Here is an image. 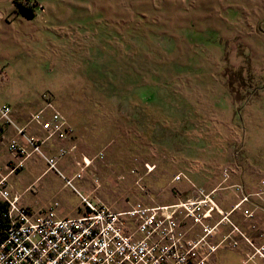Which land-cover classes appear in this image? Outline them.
<instances>
[{
  "label": "rangeland",
  "instance_id": "374dc122",
  "mask_svg": "<svg viewBox=\"0 0 264 264\" xmlns=\"http://www.w3.org/2000/svg\"><path fill=\"white\" fill-rule=\"evenodd\" d=\"M224 2L214 0L209 8L197 0L203 14L191 18L178 11L186 9L188 0L166 6L163 0H91L90 8L79 7L66 19L74 26L80 21L77 13L88 12L84 27L89 38L80 46L71 37L26 30L16 21L14 29L24 34L20 45L12 43L11 27L3 28L0 104H9L12 113L24 108L32 114L44 107V95L50 96L74 127L77 143L75 151L57 160V169L34 153L23 170L8 176V190L36 211L57 201V212L74 217L84 210L82 196L112 210L130 209L140 201L153 206L190 197L188 180L174 181L181 172L208 192L222 180L215 195L222 207L229 198H240L232 184L240 180L233 171L238 175L241 166L246 178L262 187L264 32L247 34L231 26L221 14ZM6 136L8 142V132ZM55 140L47 143L53 145L52 153L41 145L46 155H57ZM6 146H0V166L8 172ZM220 149L227 160L211 157ZM232 154L239 161L229 159ZM83 156L93 161L74 180V189L65 178L81 171L77 162ZM145 163L154 169L148 171ZM226 168L229 179L223 174ZM247 221L240 225L243 231ZM248 225L254 234L245 233L261 244V224ZM225 229L227 233L231 226L220 225L217 231ZM243 250L254 252L245 240L238 250L225 242L210 264H242ZM253 260L247 264H255Z\"/></svg>",
  "mask_w": 264,
  "mask_h": 264
},
{
  "label": "built area",
  "instance_id": "2783aa9c",
  "mask_svg": "<svg viewBox=\"0 0 264 264\" xmlns=\"http://www.w3.org/2000/svg\"><path fill=\"white\" fill-rule=\"evenodd\" d=\"M44 101V108L34 113L31 120L46 132L47 139H73L74 127L52 98L44 95ZM11 113L9 104H0V134L7 126H13L24 142L14 139L8 143L15 159L6 163V173L0 166V197L7 203V222L3 226L0 220V264H210L223 243L237 250L241 239L254 249L253 253L247 251L242 264L254 257L261 260H253L255 264H264V230L258 233L262 243L255 245L254 239L230 218L254 196L242 185H232L240 192V198L229 212H224L216 200L218 188L208 192L182 172L174 181L188 180L193 194L176 203L147 206L140 201L130 209L112 210L109 205L82 196L84 210L68 218L58 215L57 201L37 211L24 205L19 195L8 190V176L23 170L26 159L34 153L41 155L50 168L57 169V160L75 151L77 144L59 147L56 156L46 155L41 149L43 140L17 125ZM88 158L83 156L77 162L81 171L65 178L68 186L77 189L74 180L83 177L82 171L90 167L93 159ZM145 167L152 171L155 166L145 163ZM223 174L229 179L230 170L224 169ZM260 182L264 188V179ZM243 212L246 220L254 217L253 211ZM223 224H229L231 229L219 243H214L213 236ZM237 234L240 240L235 237Z\"/></svg>",
  "mask_w": 264,
  "mask_h": 264
},
{
  "label": "crops",
  "instance_id": "0c3cea01",
  "mask_svg": "<svg viewBox=\"0 0 264 264\" xmlns=\"http://www.w3.org/2000/svg\"><path fill=\"white\" fill-rule=\"evenodd\" d=\"M31 2L36 3V7H34L36 16L33 19H26V17L18 14L15 12V4L14 0H0V37L1 31L3 28L10 26L11 30H13L11 34L12 43L16 42L22 45L23 43V30H16L13 26L16 21H21L22 25L26 27V30L28 29H36L38 31H41L45 33L47 36H54V34H59L61 37H71V41L73 43H76L77 45H81L84 40L89 38V31L87 30V27H84V24H86V20H84V17L87 16L88 18V12L87 11H81L78 12L76 17L80 20L78 23H75L74 26L72 24H69L66 19L69 16L70 13L75 14V10L79 7H87L90 8L91 0H30ZM179 1L181 3L186 2V0H163L164 5H170L171 2ZM189 3L187 4V7L185 10H178L181 14L182 12L186 13V15H189L191 18L194 15L203 14L199 8H197V0H188ZM201 3L202 1L207 2L209 8L212 6V3L214 0H199ZM224 4L221 7L222 13L224 14L226 18H228L227 22L230 23L231 26H239V28L242 29L243 32L247 34H259V31L264 32L262 26L264 27V0H224ZM114 2V1H112ZM168 3V4H167ZM120 9L122 8L121 2ZM106 8V6H104ZM113 8V6L111 7ZM165 8V7H164ZM119 9V11H120ZM168 10V11H167ZM171 9H165L163 12H169ZM173 11H177L176 8L173 9ZM29 20V21H28ZM190 22H194L193 19H191ZM37 32L31 31L30 34L32 36L37 35ZM37 37V36H36ZM105 39V36H104ZM84 44V43H83ZM1 71V70H0ZM45 106V105H44ZM44 108V107H43ZM41 108V110L43 109ZM40 110V111H41ZM39 111V110H38ZM36 111V112H38ZM35 112V113H36ZM50 113V112H48ZM13 117L16 119L17 125L26 127V131H29L32 136L37 137L40 140H43V143H45L46 148L49 150L50 153L53 150V145H47L49 139H47V134L45 131L40 128L39 125L36 127H33V121L31 120V117L34 113L27 112L24 108H17L14 109ZM49 116V114H47ZM6 132L9 133V141L6 142ZM28 132V133H29ZM17 139L18 141L24 142L22 136L18 135L15 131L13 126H7L4 128L3 132L0 134V146L1 145H8L12 140ZM46 141V142H45ZM55 146L60 147L64 144H69L67 146L72 145L73 143H76L73 141V139H64V140H55ZM77 144V143H76ZM223 144V143H222ZM7 147V146H6ZM52 147V148H51ZM63 147V146H61ZM224 148V146H223ZM222 148V149H223ZM226 148V147H225ZM220 149L218 152H215L211 155L214 159H224L227 160V157L221 152ZM223 151H226L223 149ZM227 152V151H226ZM52 155V154H51ZM210 158V157H209ZM15 159V156L10 153V158L6 159L5 163L8 161ZM229 159H235L238 160V157H236V154H232ZM239 161V160H238ZM241 170L236 172L234 175L237 178H240L238 182H235V185H241L236 183H243V187L248 188L246 191L254 194V196L251 197L250 201L244 204L243 209L249 210V212L253 211L255 212V218L247 219V223L252 221H258L261 224V230H264V188L263 187H256L253 184L254 179H250L249 177L246 178V170L244 169V166H241ZM3 172L6 173V171L3 169ZM210 171H208L209 173ZM211 180V179H210ZM263 180V179H262ZM261 180V181H262ZM215 181V180H214ZM222 180H217L215 183H213V187L209 188H222L219 184H221ZM219 186H216V185ZM233 185V184H232ZM183 186V185H182ZM261 186V185H260ZM184 190L187 188L183 186ZM261 192V193H260ZM190 192L184 194L187 196ZM260 193V194H258ZM183 195V196H184ZM0 197V201H1ZM179 199H177L174 203H176ZM239 199L229 198L227 201H225V207H220L223 209L224 212H229L232 210L233 205L238 201ZM222 202V201H221ZM255 205H257V208L254 209ZM249 207V209H247ZM239 210L236 212H233L230 215V218L238 225L240 228V225L242 226V222H244L246 219H243L241 215H243L244 210ZM58 215L60 217H67V215H62L58 212ZM79 215V214H78ZM77 216V215H76ZM219 217V216H218ZM242 221L241 222V218ZM220 218V217H219ZM244 224L243 227L245 232L248 233L251 237L253 235V232H249V225ZM229 225V224H228ZM230 231V230H229ZM228 231V232H229ZM227 232V233H228ZM226 234V229L220 234L219 231H216V233L213 236V242L219 243L220 240H222L223 236ZM255 239V238H252ZM258 239V236H257ZM238 250V249H237ZM219 251V250H218ZM247 250H243L239 252L240 255H243L242 257L246 256Z\"/></svg>",
  "mask_w": 264,
  "mask_h": 264
},
{
  "label": "trees",
  "instance_id": "16d2710c",
  "mask_svg": "<svg viewBox=\"0 0 264 264\" xmlns=\"http://www.w3.org/2000/svg\"><path fill=\"white\" fill-rule=\"evenodd\" d=\"M15 12L26 17V19H33L36 16L34 7H36L35 2L30 0H14ZM7 210V203L5 201H0V220H2V225L4 226L7 222L4 212Z\"/></svg>",
  "mask_w": 264,
  "mask_h": 264
},
{
  "label": "bare ground",
  "instance_id": "6f19581e",
  "mask_svg": "<svg viewBox=\"0 0 264 264\" xmlns=\"http://www.w3.org/2000/svg\"><path fill=\"white\" fill-rule=\"evenodd\" d=\"M89 159V158H88Z\"/></svg>",
  "mask_w": 264,
  "mask_h": 264
}]
</instances>
